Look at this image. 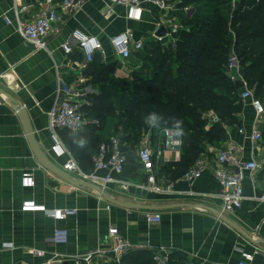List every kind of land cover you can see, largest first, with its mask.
<instances>
[{
    "label": "crops",
    "instance_id": "1",
    "mask_svg": "<svg viewBox=\"0 0 264 264\" xmlns=\"http://www.w3.org/2000/svg\"><path fill=\"white\" fill-rule=\"evenodd\" d=\"M61 1L53 2L60 12ZM170 1V6L164 10L145 2L141 11L134 12L110 0H89L77 11L63 13L59 31L47 36V48L35 49L16 28L15 8L28 6L23 17L30 19L40 9L51 6L48 0H0V97L3 99L0 102V264H76L65 255L94 253L99 249L104 251L96 252L91 261L84 264H119L110 251L112 227H117L120 236L132 244L131 251L154 252L163 246L171 253L183 255L187 264H237L242 252L248 251L255 254L256 263L264 264V201L257 199L264 192V138L256 143L250 137L256 111L249 100L244 101L241 124L230 128L228 139L220 146L212 143L205 146L201 156L209 159L210 167L191 184L181 177L170 181L160 173L164 163L180 159L181 150L166 152L169 161L164 160L159 168L156 185L161 188L156 189L141 170L134 176L112 170V179L104 182L108 170H94L95 153L89 151L98 148L87 144L89 156L85 150L74 151L71 134L66 129L57 130L59 146L54 147L55 133L49 127V111L56 100L58 75L64 74L79 87L83 93L79 99L82 105L91 103L101 86L87 76L88 62L83 52L75 48L67 54L62 44L72 39L75 29L97 35L104 44V52H98L95 59L102 61L116 79L128 81L140 66V51L133 49L128 58H123L113 48L111 37L129 28L133 38L145 44L150 38L157 39L156 32L162 21L168 25L177 20L183 25L181 18L190 14L186 7L191 6L181 5L180 0ZM5 16L12 22L8 23ZM161 41L170 42L171 35L167 34ZM79 52L83 59L79 58ZM115 60L117 66L111 71L108 65ZM14 101L19 107L27 108L36 138L50 163L68 171L64 165L74 156L85 171L95 172L97 178L88 181L105 186L114 198L157 207H126L105 197L100 199L97 188L76 185L44 165L32 148L23 121L13 107ZM89 120L86 117V123ZM117 120L110 116L106 124L95 131L85 123L79 133L82 139L91 142H95L98 135L107 139L117 133ZM263 121L264 116L259 125L261 132ZM241 126L247 134L239 131ZM164 138L162 129L143 131L137 151L142 144L149 143L157 154ZM230 141L242 146L245 160L256 158L260 166L253 174L245 173L242 206L234 212H222L218 196L221 183L213 167L218 149ZM79 142L75 140V145ZM25 175H33V186H23ZM129 185L145 188L147 194L123 192ZM30 199L72 212L58 221L43 211L23 210V202ZM155 212L162 214L160 221L148 218ZM58 226L68 230L67 241H54ZM32 247L44 249L45 255H33ZM121 264L132 263L121 260Z\"/></svg>",
    "mask_w": 264,
    "mask_h": 264
},
{
    "label": "trees",
    "instance_id": "2",
    "mask_svg": "<svg viewBox=\"0 0 264 264\" xmlns=\"http://www.w3.org/2000/svg\"><path fill=\"white\" fill-rule=\"evenodd\" d=\"M180 2L191 6L190 14L181 18L184 28L174 35V42L150 38L138 50L147 69L131 73V89L126 87L128 81L121 82L109 73L96 55L87 65V76L101 86L99 94L81 109L90 118L87 123L93 131L103 127L110 116L118 119L116 132H122L126 176H134L141 169L137 144L143 131L172 128V118L183 121L181 157L160 169L174 181L201 157L208 143L220 146L228 139L230 128L241 124L242 88H236L228 70L232 52L238 55L247 86L264 101V0ZM153 112L159 127L145 123L146 116ZM69 132L73 150H85L87 156V144L95 145L98 149L89 151L97 154L100 144L108 139L98 135L95 142L87 140L84 147H79L75 140L81 141V134ZM262 133L264 138V121ZM153 254L148 249L129 250L122 260L158 264ZM186 260L181 254L171 253L169 264H187Z\"/></svg>",
    "mask_w": 264,
    "mask_h": 264
},
{
    "label": "built area",
    "instance_id": "3",
    "mask_svg": "<svg viewBox=\"0 0 264 264\" xmlns=\"http://www.w3.org/2000/svg\"><path fill=\"white\" fill-rule=\"evenodd\" d=\"M87 1L89 0H63L59 5L62 10L60 12L53 4L54 0H48L51 6L40 9L36 16L30 19L23 17V14L28 10V6L16 7V28L23 37L34 45L35 49L47 48V36L50 32L59 31L60 27L58 25L63 21V13L75 12L82 8ZM110 2L128 7L134 12L141 11L143 9L142 5L145 2L156 5L160 10L168 8L171 3L170 0H110ZM186 9L188 13L191 12L190 7H186ZM5 20L8 23L12 22L7 16H5ZM162 23V25L167 27L168 34L171 35V42H174V35L184 28L181 22L177 20L168 25L164 21ZM163 37L157 36V39L161 41ZM110 41L115 51L123 58H128L133 49L138 51L144 47V41L135 40L129 28L111 37ZM62 47L67 54L72 53L75 48L81 50L86 62L92 61L98 52H104V44L97 35L87 34L80 29H75L72 32V39L64 42ZM241 69L238 55L232 52L228 61V70L233 77L244 79ZM82 94L79 87L72 84L64 74L58 75L56 100L49 111V127L55 133L54 138L56 142L54 147L59 146L58 129H66L73 133H79L84 128L86 117L81 109L82 102L79 100ZM240 96L243 101L249 100L256 111V119L250 137L256 143L261 142L263 135L259 125L264 116V101L255 95L254 90L247 86L246 81L245 86L241 89ZM0 102H3L1 97ZM165 129L172 128L162 129L165 138L161 142L157 154L149 143L142 144L137 151L138 160L141 163L140 170L146 175L147 182L153 184L156 189L161 188L156 185L159 168L164 160L169 161L168 157H166V152H179L182 147V135H176L175 132L165 131ZM239 131L247 134L243 126L239 128ZM121 134L122 132L120 131L109 136L106 141L100 144L98 153L93 157L94 170L100 168L108 170L107 175L103 178L104 182L112 179L110 171L115 170L119 173H123L124 171L127 156L122 149ZM259 166L260 164L256 158L245 160L242 157V146L234 141H230L218 149L213 169L215 176L221 183V191L218 193V196L221 199L222 212H234L242 206L245 199L243 183L245 173L249 172L253 174L258 170ZM64 167L80 179L93 180L97 178L94 171H85L80 165L79 160L74 156L69 158ZM207 167H210L209 159L201 156L181 178L191 184L202 176ZM22 184L23 186H33L35 184L33 175L23 176ZM99 197L100 199L104 198L102 191H100ZM257 199L264 201V192L260 193ZM22 209L43 211L58 221L66 219L69 213L72 212L71 209L62 207L50 208L46 204L38 203L34 199L25 200L22 204ZM148 218L151 221H160L162 214L155 212L149 214ZM110 236L113 240V246L110 251L114 253L115 259L121 264L123 255L132 248V244L120 236L117 227L110 229ZM67 238L68 230L65 227L58 226L55 228L53 238L55 242H65ZM102 251L104 249L96 250V252ZM96 252L65 256L73 258L76 264H84L89 263ZM256 252L258 253L259 250H256ZM45 253L46 251L42 248L32 247V254L35 256H43ZM254 257V253L243 251L242 257L237 264H258L255 262ZM153 258L158 264H169L171 251L160 246L155 249ZM26 264L33 263L26 262Z\"/></svg>",
    "mask_w": 264,
    "mask_h": 264
},
{
    "label": "water",
    "instance_id": "4",
    "mask_svg": "<svg viewBox=\"0 0 264 264\" xmlns=\"http://www.w3.org/2000/svg\"><path fill=\"white\" fill-rule=\"evenodd\" d=\"M168 34V29L165 25H161L157 32L156 35L157 36H166ZM118 61L115 60L112 63H110L108 65V68L111 71H115V68L117 66ZM236 88L237 89H241L245 86V81L243 78L240 77H233ZM13 107L17 109V113L18 115L21 117L23 124H24V128H25V132L27 133L28 139L32 145V148L35 152V154L37 155V157L40 159V161L42 163H44V165H46L47 167H49L51 170H53L54 172L58 173L59 175H61L63 178L71 181L72 183L79 185L81 187H94L97 188L99 191H102L104 193V197L109 200L112 201L116 204L119 205H123L126 207H157V206H147V205H142L139 203H134L132 201H121L118 200L116 198H114L112 196L111 193H109L108 189L106 187H102L101 185H96L88 180H84V179H76L73 178L72 175L68 172L65 171L64 169H60V167H56L55 165H53L52 163H50L47 154L43 151V149L41 148V145L39 143V141L36 138L35 135V131L34 128L30 122V116L28 113V110L26 107L20 106L18 105L17 101H14L13 103ZM125 193H143V194H147V190L145 188L136 186V185H129L126 189L122 190ZM167 206V205H164ZM169 206V205H168ZM161 207V206H160ZM163 207V206H162ZM221 216H223V214H221ZM229 223H233L232 220H230L228 217H224ZM235 224V223H233ZM236 225V224H235Z\"/></svg>",
    "mask_w": 264,
    "mask_h": 264
},
{
    "label": "clouds",
    "instance_id": "5",
    "mask_svg": "<svg viewBox=\"0 0 264 264\" xmlns=\"http://www.w3.org/2000/svg\"><path fill=\"white\" fill-rule=\"evenodd\" d=\"M172 120L174 122L172 129H165V131H173L176 133V135H183L184 134V129L182 127L183 121L176 118H172ZM145 123L148 124L150 127H159L158 116L154 112L149 113L145 118ZM85 144H87V140L82 139L79 142L78 146L84 147Z\"/></svg>",
    "mask_w": 264,
    "mask_h": 264
},
{
    "label": "rangeland",
    "instance_id": "6",
    "mask_svg": "<svg viewBox=\"0 0 264 264\" xmlns=\"http://www.w3.org/2000/svg\"><path fill=\"white\" fill-rule=\"evenodd\" d=\"M141 69H143V70H142L143 72H146L147 67L144 66V62H140V66H139L138 70H141ZM126 87H128V88H130V89L132 88L131 79L128 80V83H127ZM218 147H219V146H218Z\"/></svg>",
    "mask_w": 264,
    "mask_h": 264
}]
</instances>
